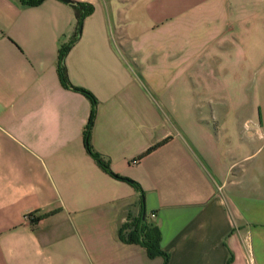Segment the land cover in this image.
I'll return each mask as SVG.
<instances>
[{"label": "crops", "instance_id": "1", "mask_svg": "<svg viewBox=\"0 0 264 264\" xmlns=\"http://www.w3.org/2000/svg\"><path fill=\"white\" fill-rule=\"evenodd\" d=\"M0 0V264H264V0ZM155 148L146 150L158 143ZM33 212L36 219L25 215ZM154 212V215L151 213Z\"/></svg>", "mask_w": 264, "mask_h": 264}, {"label": "trees", "instance_id": "2", "mask_svg": "<svg viewBox=\"0 0 264 264\" xmlns=\"http://www.w3.org/2000/svg\"><path fill=\"white\" fill-rule=\"evenodd\" d=\"M40 1L41 0H31L32 3H39ZM70 2L74 6L75 14L77 17L78 32L76 31L73 34L70 41L60 48L59 59H58V71H59L60 80H61L62 84H64L65 86H68V87H71V88H74V89H77V90L84 92L92 100L91 115H90V119H89L87 129L85 131V141H86V146L88 148V151L96 159L98 164L104 170L109 172L111 175L118 177V178H121V179H124V180H127V181L131 182L132 184H135L137 187H140L133 179H131L127 176H123L117 172H114L111 169L108 160L105 159L99 152H97L92 147V145L90 144V127H91V124H92V121L94 118V114H95V105H96L95 101L96 100L94 98V95L88 89L83 88L81 86L74 85L70 82L68 75H67V72H66V67H65L64 62H63V58H64V55L66 54L67 50L69 49V47L78 38L83 19L86 15H88L92 11L93 6H92V4H90L88 2H84V1L72 0ZM160 143L161 142H158V143L150 146L146 150V152L155 148ZM35 219H36V217L34 216L31 220L33 221ZM123 225L124 226H122L121 230H120V235L122 236V238H124L126 241L141 243L142 245H144L146 247L147 252L150 256H154L157 254L162 255L164 257L163 264H167L169 254L160 245V242H159L160 231L156 225L152 224L149 221H146L145 218L143 221H140L139 219H133L132 218L131 220L125 222V224H123Z\"/></svg>", "mask_w": 264, "mask_h": 264}, {"label": "built area", "instance_id": "3", "mask_svg": "<svg viewBox=\"0 0 264 264\" xmlns=\"http://www.w3.org/2000/svg\"><path fill=\"white\" fill-rule=\"evenodd\" d=\"M155 213L152 212L151 215H154ZM34 213L33 212H29L25 215V217L28 219V220H31L33 217H34Z\"/></svg>", "mask_w": 264, "mask_h": 264}, {"label": "water", "instance_id": "4", "mask_svg": "<svg viewBox=\"0 0 264 264\" xmlns=\"http://www.w3.org/2000/svg\"><path fill=\"white\" fill-rule=\"evenodd\" d=\"M64 1H72V0H64Z\"/></svg>", "mask_w": 264, "mask_h": 264}]
</instances>
